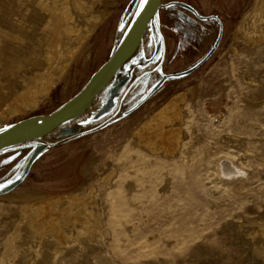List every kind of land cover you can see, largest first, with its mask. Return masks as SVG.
<instances>
[{
  "label": "rangeland",
  "instance_id": "obj_1",
  "mask_svg": "<svg viewBox=\"0 0 264 264\" xmlns=\"http://www.w3.org/2000/svg\"><path fill=\"white\" fill-rule=\"evenodd\" d=\"M20 1L0 0V45L6 35L22 31L12 22L26 25L31 19L35 0ZM80 1L99 23L38 109L0 116V131L48 115L77 95L141 5V0ZM254 1L162 0L134 56L88 111L43 139L0 152V258L3 242L17 227L20 236L8 264H51L59 245L28 235L19 224V208L42 196L92 189L106 231L103 248L116 264H264V40L252 43L237 30ZM178 93L185 96L187 114L181 143L190 147L165 160L180 157L185 167L181 172L158 168L147 177L149 188L143 187L145 202L141 198L135 211L126 210L120 200L126 193L117 197L115 189L124 180L122 158L132 146V132ZM197 156L203 158L195 163ZM190 164L196 169L189 171ZM220 164L223 169L231 164L238 173L222 174ZM110 171L115 173L108 187L102 180ZM70 202L67 196L60 205ZM108 220H118L121 231L131 228L130 241H124L130 233L123 231L119 243ZM70 228H64L68 235L74 234ZM103 250L94 245L71 264H93L89 255ZM63 253L73 256L69 248Z\"/></svg>",
  "mask_w": 264,
  "mask_h": 264
},
{
  "label": "bare ground",
  "instance_id": "obj_2",
  "mask_svg": "<svg viewBox=\"0 0 264 264\" xmlns=\"http://www.w3.org/2000/svg\"><path fill=\"white\" fill-rule=\"evenodd\" d=\"M23 1H20V3ZM29 1L31 2V0ZM146 4L140 5L139 12L146 7ZM31 9L33 15L31 14L28 24L25 25L26 21L20 22L18 25L12 22L22 31L10 32L11 34L6 35L5 40H2V45H0V116L4 118L22 115L38 109L41 98L47 96L57 82L66 75L68 65L78 55L85 39L100 21V18L93 15L91 11L89 12L80 0H35ZM20 10L21 8H19ZM80 20L82 21V26H80ZM237 30L252 43L256 44L264 40V0L254 1L250 11L244 15L239 23ZM19 85L21 89L17 88ZM184 97L180 93L171 96L132 132V146L129 147L128 145L129 148L126 149L125 156L122 158L126 167L124 169V180L119 182V188L115 189V192L118 193L117 197L123 194V190L126 193L120 199L122 201L121 206L126 210L128 208L132 209V206H135L134 202L137 203L139 199L142 198L140 201H144L145 195L143 194L146 191L145 189L143 190V187H146L150 180L147 177H150L158 168L171 167L170 170L177 172L185 167L183 163L182 165L181 162L179 164L178 159L180 157L170 162L165 160L173 157L182 146L184 149L190 147H185L181 143V139H183L181 136L182 128L187 122V114L182 107ZM201 157L197 156L195 163ZM209 163L215 166L217 162L212 161ZM187 167L191 169H188L189 171L196 169L194 168L195 164H190ZM221 167L222 164L219 165L218 170L222 174L237 172L231 164L229 166L225 165L224 169ZM109 173H107L109 175H105L104 179L103 177L101 178L103 179L102 183L108 187L110 184L112 185L110 176L115 172L111 173L110 171ZM131 191L134 194L127 193ZM93 192L91 189L85 194L71 193L67 195L71 199V204L65 207H63L64 205L61 206L60 203L67 197L66 195H47L37 198L34 202L30 200L32 202L26 203L19 208L21 216L19 224L25 227L28 235L37 236L42 240L43 238H48L49 240L47 239V241L59 245L58 250L52 253L54 256L52 261L50 260L51 264H71L73 260L83 257L84 252L86 253L94 245L104 250L99 254H90L89 263L116 264L111 260L107 248H103L104 241H101V235L106 233V231H102L104 228L101 222L102 211L97 207L96 198L98 197ZM122 197L124 198L123 200ZM135 209L137 208L133 207L132 210L135 211ZM138 210L140 211L139 208ZM108 222L111 223L113 228L111 229L113 230V235L116 238H120H118L119 243L122 239L123 231L128 232L129 229L131 230L129 227H123L124 230L121 231L120 226H118L121 224H117L118 220L117 223L109 220ZM124 226L127 225L124 224ZM65 227H71L74 230V234H66ZM128 233L130 235H127L124 240L127 242L133 237L131 231ZM19 236V231L16 227L11 235H8V238L5 239V242H3L4 247L2 246L4 250L2 251L3 255L1 254L0 264H8L14 258V242L17 238L19 239ZM66 248L71 250L73 256L65 257L63 252Z\"/></svg>",
  "mask_w": 264,
  "mask_h": 264
},
{
  "label": "water",
  "instance_id": "obj_3",
  "mask_svg": "<svg viewBox=\"0 0 264 264\" xmlns=\"http://www.w3.org/2000/svg\"><path fill=\"white\" fill-rule=\"evenodd\" d=\"M161 2L162 0H147L146 7L136 15L107 61L90 76L77 95L48 115L28 117L1 130L0 152L43 139L88 111L96 97L134 56Z\"/></svg>",
  "mask_w": 264,
  "mask_h": 264
},
{
  "label": "snow or ice",
  "instance_id": "obj_4",
  "mask_svg": "<svg viewBox=\"0 0 264 264\" xmlns=\"http://www.w3.org/2000/svg\"><path fill=\"white\" fill-rule=\"evenodd\" d=\"M147 3V0H141V6Z\"/></svg>",
  "mask_w": 264,
  "mask_h": 264
}]
</instances>
